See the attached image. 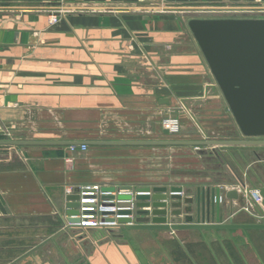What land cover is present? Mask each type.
Here are the masks:
<instances>
[{"label":"crops","instance_id":"crops-1","mask_svg":"<svg viewBox=\"0 0 264 264\" xmlns=\"http://www.w3.org/2000/svg\"><path fill=\"white\" fill-rule=\"evenodd\" d=\"M218 6L264 0H0V125L43 134L34 140L79 141L155 140L160 119L172 113L189 128L223 127L227 104L187 26L192 10ZM58 10L65 13L52 25ZM98 121L108 138L76 131ZM85 145H26L35 147L0 155V264H264L261 229L71 225L65 197L78 188L99 186V200L102 187L155 185L136 172L134 147L148 145ZM241 150L244 168L233 161L243 176L229 185L197 172L167 187L187 190L192 211L198 187L243 184L253 192L264 179V145ZM109 174L114 181L103 180ZM165 178L155 186H166ZM247 198L239 191L237 200L223 199L221 221L254 222L241 208Z\"/></svg>","mask_w":264,"mask_h":264},{"label":"water","instance_id":"water-1","mask_svg":"<svg viewBox=\"0 0 264 264\" xmlns=\"http://www.w3.org/2000/svg\"><path fill=\"white\" fill-rule=\"evenodd\" d=\"M187 26L197 43L211 75L227 104L232 118L244 139L206 140H0V145H148V146H210L217 155V146L264 145V17H201L192 16ZM199 153H205L203 149ZM254 187L264 207V179L257 177ZM240 187L222 189L198 187L194 211L193 199L179 186L102 187L101 211L104 222L115 223L125 230H264V212L252 223H235L230 218L221 221L223 199L239 198V191L253 195ZM183 195L185 197H183ZM80 189L66 195L68 221H80ZM186 206L182 208L180 200ZM188 205V206H187ZM83 214L93 210H82ZM115 226V225H114Z\"/></svg>","mask_w":264,"mask_h":264},{"label":"rangeland","instance_id":"rangeland-1","mask_svg":"<svg viewBox=\"0 0 264 264\" xmlns=\"http://www.w3.org/2000/svg\"><path fill=\"white\" fill-rule=\"evenodd\" d=\"M64 13L65 12L63 10H59L57 14L58 19L60 15ZM192 15L194 14L192 13ZM174 114L172 113L160 119V128L156 130L159 135L156 136L155 133V135H153L156 136L154 137V139H244V137L240 134L229 109L228 115L230 116V119L228 121H222L221 126L223 127L220 128L219 126V128L217 130L215 129L213 132L209 131L208 129H205L204 125H202V127L200 126L201 129H199L197 127L198 124L196 125L195 123H193L194 126L192 128H189L188 125H182L179 119V113ZM165 117H176L179 119L181 124V130L177 135H172L165 131L163 125L161 124L162 119ZM228 123H230L231 125H228L229 128L226 129V124ZM76 131H79L78 134L87 136V138H108L106 136L110 134L107 132V124L104 122L100 123L99 121L97 123L91 124L89 128H79L76 129ZM34 132L35 131H33L32 133H26L22 131V129H19V127H16L14 125H0V140H34L40 139V136H43V134L38 135V133ZM31 147L35 146L0 145V155H21L25 153L26 149ZM134 149H138V155H136L138 169L136 172H138L139 181L145 183H147L146 181H148L150 182L149 184L155 183L156 185L157 183H159L158 181H162L163 177H166L165 179L167 181L164 184H167L166 186H169L168 184H176L177 181L181 180V178L184 179L186 177H193L194 175L192 174L197 172L204 173L205 177H210L212 182L225 185H229L230 182L236 180L235 175H239L240 177L243 176V173L239 171L238 167H236V164L233 161H240L239 165L244 168V163H242L240 155H238V152H242L241 149H243V146H217L215 147L217 155L213 152L210 146H138L134 147ZM201 149H203L205 153H199ZM247 151V159L250 161L253 160V157L251 156V151L248 150V148ZM123 158L127 159L130 157ZM105 165L113 164L105 163ZM151 171L155 172L154 176H148L147 172ZM162 171H167V175L164 176L162 174ZM115 178V175L109 174L106 175L103 180L110 182L114 181ZM114 188L116 189V187ZM244 207L245 205L241 207L242 210Z\"/></svg>","mask_w":264,"mask_h":264},{"label":"built area","instance_id":"built-area-1","mask_svg":"<svg viewBox=\"0 0 264 264\" xmlns=\"http://www.w3.org/2000/svg\"><path fill=\"white\" fill-rule=\"evenodd\" d=\"M192 12L195 16L201 17H264V6L199 7L198 9L192 10ZM57 14L58 13H53L50 15V24H55L58 22L59 19ZM161 124L163 125L165 131L172 135H177L181 130L180 121L176 117H165L162 119ZM69 147L71 150H74L77 147H80L83 150L86 149L85 144L80 146L71 145ZM97 191H99V187L97 185L92 187L87 186L80 190L81 195H86L81 196L80 203H85L86 205L80 208V221L78 223L69 222L71 225L94 228L107 226L111 227L114 225L116 226L115 223L104 222L102 220L104 216L101 215V211H103L105 208L101 206L102 199H97V195L95 194ZM255 192L256 190L251 192V194L254 196L251 201L249 200L251 198L250 194L245 192L246 195H248V202L247 204H245L243 210L248 214L256 215L258 212H264V207L262 206L261 198L257 194H254ZM102 195L103 193L101 192V196ZM82 210H93L94 212L83 214L81 212Z\"/></svg>","mask_w":264,"mask_h":264}]
</instances>
